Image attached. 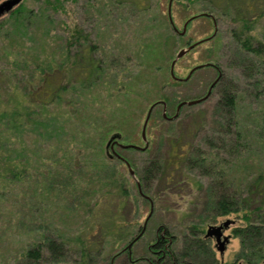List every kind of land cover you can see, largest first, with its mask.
I'll use <instances>...</instances> for the list:
<instances>
[{
  "label": "rangeland",
  "instance_id": "obj_1",
  "mask_svg": "<svg viewBox=\"0 0 264 264\" xmlns=\"http://www.w3.org/2000/svg\"><path fill=\"white\" fill-rule=\"evenodd\" d=\"M58 1L53 8L45 0H18L10 8L21 3L22 13L29 15L21 24L12 21L10 8L0 11V105L20 109L28 91L47 74L66 83L54 100L40 107L36 119L1 132L8 135L4 147L14 174L0 179V264H17L27 247L48 236L62 240L65 259L76 264L79 236L100 238L98 224L104 225L116 206L117 191H104L109 164L114 165L110 175L122 178L127 187L120 211L125 231L103 237L97 260L84 264H129L132 259L145 264V259H156L151 246L160 236L170 240L175 233V243L183 246L182 233L189 225L199 224L203 236L208 224L224 219L231 222L223 229L228 235L223 251L208 237L211 250L199 256L244 264L235 259L240 242L232 234L241 222L239 213L213 215L216 191L244 196L252 177L264 172V71L257 74L256 85L230 62L228 27L233 20L211 7L212 0H171V17L179 29L190 15H214L215 22L207 14L193 16L179 33L168 19V0ZM214 24L215 34L177 57L173 71L182 76L194 64L211 63L196 67L186 80L172 79L169 63L176 50L210 34ZM73 27L84 35L68 44ZM254 31L264 38V15L254 21ZM80 44L93 45L92 55L102 62L101 73L87 85L67 80ZM213 64L235 79L236 125L226 130L220 123L219 94L213 88L199 101L182 103L169 120H162V104L155 103L145 127V149L114 147L140 173L166 154L171 137L180 135L182 149L195 144L209 154L208 165L214 167L204 173L199 167L176 166L170 188L160 187L156 178L143 183L144 192L155 197L152 213L129 253L120 251L140 229L149 201L138 193L125 164L108 159L105 141L119 130L121 141L142 144L140 129L149 104L163 98L171 114L179 100L202 95L217 74Z\"/></svg>",
  "mask_w": 264,
  "mask_h": 264
},
{
  "label": "trees",
  "instance_id": "obj_2",
  "mask_svg": "<svg viewBox=\"0 0 264 264\" xmlns=\"http://www.w3.org/2000/svg\"><path fill=\"white\" fill-rule=\"evenodd\" d=\"M45 2L49 7L53 8L60 5L58 0H45ZM210 6L216 9L218 8L217 10L221 16H228L233 20L228 27L230 62L239 67L244 78L248 80L253 78L254 83L258 85L259 81L256 76L259 71H264V38L260 39L256 35L254 21L264 15V0H212ZM24 9L25 7L21 3L10 8L8 13L14 23H26L29 15L26 14L24 16L22 13ZM214 34L207 38H211ZM80 35H84L82 30L73 27L69 34L68 44L76 42ZM92 48L93 45L91 44H80L77 52H74V58L71 60V67L67 75L68 81L71 80L74 82V80H77L81 85H87L101 73L102 62L99 58L92 55ZM218 69L220 70V75L212 85L211 91L213 88H216L218 91L217 107L221 109L220 123L225 124V129L228 130L231 125H236L237 123L236 102L238 90L235 85V79H232V77L230 79L220 68ZM174 79L182 81L187 78ZM42 80V83L38 87L28 91V97L26 100L21 101L20 109L16 110L12 105H0V179L8 178L9 173L14 174V163L12 164L10 158L7 157L6 148L4 147V144L7 143L8 135L1 136V132H9L15 124L19 126L24 125L23 123L28 119L30 120V118L36 119L41 110L40 107L42 108L47 102L54 100L55 96L59 94V91L62 88H66V83L62 82V79L58 80L53 73L45 75ZM23 109L26 110L25 116L22 114ZM160 115L162 120H169L162 113ZM37 120L41 121V119ZM179 136L171 137L166 154L159 160L154 161L155 164L152 168L150 166L143 168L140 173L133 168L134 173L138 174L137 179L140 181L141 188L143 183H150L152 178L158 180L157 182L160 187L170 188V184H172L170 182V173L171 170H175L176 166L179 170L182 165L186 164L189 167L202 168V172L204 173L213 171V164L212 166L208 165L212 161L210 160L209 154L207 152L205 154V151H201L193 143H189L188 149H182L183 143ZM112 157L119 164L124 163L114 153ZM108 159L111 160L109 157ZM112 166L109 164L107 168L108 173L105 176L107 179L104 180L103 185L105 186L104 191L106 192L117 191L115 209L104 225L98 224L100 238L79 236L77 255L73 259L76 264L93 263L96 261L97 255L102 248L103 237L105 238L107 235L120 236L125 231V226L122 225L120 211L122 210L124 197L128 196L127 187L123 184L122 178H116L114 175H110L112 169H114ZM127 174L130 175L129 172ZM213 197V215L239 213L241 222L232 229V234L238 236L240 242V250L235 257L236 261L240 260L244 264L264 263V172H257L252 177L244 196L236 198L232 193L221 190L216 191ZM150 198L152 202L155 200V197L150 196ZM188 228L187 232L184 231L182 233L181 240L184 243L182 244L183 246H178L175 243V233L170 235V240L165 238L161 239V236L158 241L155 240L153 249H158L159 252L156 255V259H145L147 261L145 264L165 263L166 260H170L172 264L234 263L235 260L232 262H221L216 258L202 260L199 254L211 250L207 244L208 237L204 234L202 236L201 232L203 230L197 223L189 225ZM124 250L128 252V249ZM65 251L66 246L62 240L50 236L44 237V240L27 247L21 253L17 264H70V261L65 259ZM135 260H130L129 264H133Z\"/></svg>",
  "mask_w": 264,
  "mask_h": 264
},
{
  "label": "water",
  "instance_id": "obj_3",
  "mask_svg": "<svg viewBox=\"0 0 264 264\" xmlns=\"http://www.w3.org/2000/svg\"><path fill=\"white\" fill-rule=\"evenodd\" d=\"M17 1L18 0H3V1H1L0 2V11L3 10V9L10 8ZM170 4H171V0H168V3H167V15H168V19H169L172 27L177 32H179V33H183L185 31L186 24H187L188 20L190 18H192L193 16L199 14V13L208 14L212 18L213 22H215L214 15L211 12L201 11L199 13H196V14H193V15H190L189 17H187L183 21V23L181 25V28L179 29L173 23V20H172V17H171V13H170ZM215 30H216V27H215V24H214L213 30H212V32L210 34H208V35H206L204 37H201L199 39H196L194 41L188 42L186 45L180 46L176 50L175 55L171 58L170 63H169V73H170V75L173 78H176V79H186V78L189 77V75L192 72V70L195 69L196 67H198L200 65H203V64H209V63H211L210 61H204V62H199L197 64H194L182 76H179V75L175 74L174 71H173V65H174V62L177 59V57L181 56L186 50H188L189 48H191L197 42H199L201 40H204L205 38H207L210 35L214 34L215 33ZM219 75H220V70L218 69L216 76L210 81V83L207 86V89L205 90V92L202 95H199V96H196V97L184 98V99L179 100L177 102L176 106H175V109H174L173 113H171V114H167L166 113V111H165L166 101L163 98L155 99L154 101H152L149 104V106L147 107V110L145 112V115H144V118H143V121H142V124H141L140 134H141V138L143 139V143L142 144H138V143H135V142H132V141H127V142L121 141L120 140L121 133H120L119 130L112 131L109 134V136L107 137V139L105 141V151H106L107 156L108 157H112V155L114 153L116 156H118L119 158H121L123 160V162L125 163V165L127 167V170L129 172L130 176H132L135 179V184H136V188H137L138 193L142 197H145L149 201V210H148L147 214L144 217V220H143V222H142V224L140 226V229L125 244V246H123L120 250L128 249V253H129L130 247H131L132 243L134 242V240L137 239L142 234V232L144 231L145 224H146V222H147V220H148V218L151 215L152 210H153V202H152V199L150 198V196L148 194H146L142 190L140 181L136 178L135 173H134V169L131 167L130 163L124 157H122L119 153H117L114 150L113 144L116 143L117 146L118 147H121V148L134 147L136 149H145L147 147V144H148V139H147L146 133H145V127H146L147 120L149 118V115L151 113V110H152V107L154 106V104L160 102L162 104V110H161L162 115L164 117H167V118H172V117H174V116L177 115V113L179 111V107H180V105L182 103H192V102H196V101H199V100L205 98L210 93L211 87L214 84V82L218 79ZM230 222H231L230 219H224L223 221L219 222L218 224H208L207 227H206V229H205L204 235L206 237H213L214 238V240H215V246H216V248L218 249L219 252H222L223 251L225 242L228 239V235L223 234V229Z\"/></svg>",
  "mask_w": 264,
  "mask_h": 264
},
{
  "label": "flooded vegetation",
  "instance_id": "obj_4",
  "mask_svg": "<svg viewBox=\"0 0 264 264\" xmlns=\"http://www.w3.org/2000/svg\"><path fill=\"white\" fill-rule=\"evenodd\" d=\"M214 67H215V68L217 69V71H218V67H217L216 65H214ZM115 146H117L116 143L113 144V148H114ZM163 237H164V236H161V239H163ZM157 241H158V238H157ZM168 242H169V240H168ZM151 247H154V246H151ZM151 251H153V252L155 253V255H157V253L159 252L158 249H153V248H151Z\"/></svg>",
  "mask_w": 264,
  "mask_h": 264
}]
</instances>
